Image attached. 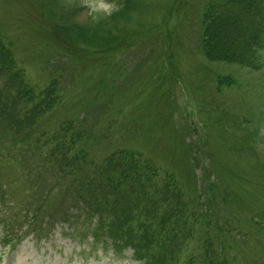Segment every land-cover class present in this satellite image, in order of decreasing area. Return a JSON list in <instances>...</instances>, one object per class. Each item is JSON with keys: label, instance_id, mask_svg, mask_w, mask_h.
<instances>
[{"label": "rangeland", "instance_id": "1", "mask_svg": "<svg viewBox=\"0 0 264 264\" xmlns=\"http://www.w3.org/2000/svg\"><path fill=\"white\" fill-rule=\"evenodd\" d=\"M224 1L117 0L113 16L88 27L73 22L82 10L68 0H0V38L35 86L65 88L44 127L99 121L107 137L89 141V155L137 151L177 179L201 214L182 257L198 262L210 238L225 264H264V47L253 64L205 54L203 17ZM229 19L212 26L213 49L235 51ZM13 136L0 143V264H141L130 248L95 240L84 216L60 219L53 168L39 159L42 174L27 170L33 142Z\"/></svg>", "mask_w": 264, "mask_h": 264}, {"label": "trees", "instance_id": "2", "mask_svg": "<svg viewBox=\"0 0 264 264\" xmlns=\"http://www.w3.org/2000/svg\"><path fill=\"white\" fill-rule=\"evenodd\" d=\"M234 13L238 15L236 19ZM225 16L236 28L234 52L219 47L222 43L212 48L216 44L212 26L227 24L222 21L227 18L220 19ZM203 19L204 50L210 59L243 64L256 61L258 48L264 47V0H225L211 5ZM238 43L246 51L243 55L237 53ZM11 45L0 38V143L8 146L4 138L9 135L23 144L33 142L37 161L30 158L27 170L36 165V172L41 173L39 159L53 168L51 181L62 209L60 219L70 222L84 216L93 223L89 231L95 240H110L116 251L130 248L141 264H225L218 260L210 238L205 240L198 262L197 256L190 255L189 261L186 255L181 256L186 252L185 240L195 234V218L201 214L190 198L182 197L184 190L170 172L162 174L151 159L124 148L102 158L89 155V141L100 144L107 137L99 121L90 125L87 120L85 127L82 121L70 118L53 129L43 126L42 119L63 103L65 88L56 79L39 88L35 86L18 66ZM109 187L121 190L118 198L105 191ZM45 197H52L50 191ZM41 210L42 204L34 212L36 217Z\"/></svg>", "mask_w": 264, "mask_h": 264}, {"label": "clouds", "instance_id": "3", "mask_svg": "<svg viewBox=\"0 0 264 264\" xmlns=\"http://www.w3.org/2000/svg\"><path fill=\"white\" fill-rule=\"evenodd\" d=\"M66 7L82 10L81 14L73 17L74 23H86L88 27H94L113 16L120 4L117 0H68Z\"/></svg>", "mask_w": 264, "mask_h": 264}]
</instances>
